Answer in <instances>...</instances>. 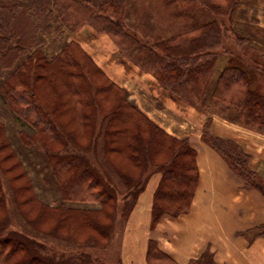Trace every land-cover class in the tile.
Here are the masks:
<instances>
[{
	"label": "trees",
	"instance_id": "obj_1",
	"mask_svg": "<svg viewBox=\"0 0 264 264\" xmlns=\"http://www.w3.org/2000/svg\"><path fill=\"white\" fill-rule=\"evenodd\" d=\"M174 2L185 10L201 4L212 21L151 44L137 38L124 24L123 0H104L100 4L90 0H0V94L9 102L11 113L36 131L32 138L38 136L35 142L44 147L63 200L100 201L105 207L98 212L39 205L33 220L37 230L45 231L43 224L47 221L55 224L48 231L74 236L77 230L69 228L64 232V227L69 224V215L75 213L84 220L81 226L88 229L86 242L92 241L91 232L100 239L108 238L116 214L117 191L99 167H91L93 163L84 157L86 154L75 153L76 146H81L79 137H88L95 153L102 137L113 170L123 180L125 191L118 194L126 205L133 201L130 214L151 176L162 175L153 197L151 229L163 217L188 214L199 183L197 152L188 139L167 133L134 101L123 99L122 89L75 42L66 43L53 56L49 54L40 34H49L55 27L57 35L74 33L83 25L108 34L120 52L155 77L175 101L196 109L204 103L218 58L222 54L230 56L210 92L212 101L236 114L235 118H224L264 133V90L259 89L260 85L264 88V58H260L264 53L254 49L255 55L261 54L259 61L248 57L251 42L231 25L241 0ZM258 31L264 40V28ZM228 35L235 37L240 51L225 43ZM8 71L11 73L5 77ZM211 123L212 118H207L202 141L221 155L243 181L244 188L256 189L264 196V178L251 169L250 156L234 141L213 135ZM2 129L0 154L8 149ZM117 155L122 157V163ZM13 160V154L6 152L3 162ZM19 169L16 163L6 173L18 170L13 182L22 207L35 198L27 175ZM2 197L0 187V205ZM104 213L106 223L96 217ZM256 231L255 238H264V224ZM28 238L25 234H20V239L15 234L0 237V264H93L91 254L85 252L78 258L61 254L59 259H47L37 251L38 244ZM146 259L148 264H177L152 239L148 241ZM97 264L102 263L97 260ZM190 264L215 261L208 252Z\"/></svg>",
	"mask_w": 264,
	"mask_h": 264
},
{
	"label": "rangeland",
	"instance_id": "obj_2",
	"mask_svg": "<svg viewBox=\"0 0 264 264\" xmlns=\"http://www.w3.org/2000/svg\"><path fill=\"white\" fill-rule=\"evenodd\" d=\"M90 1L95 4H100V2L104 0ZM210 21H212L211 15L204 10L201 4H196L185 10L180 8L174 0H123L124 24L131 33L137 35V38L151 44H155L166 38L169 39L179 35V33L189 32V29L202 26ZM231 25L234 31L251 42V49L246 54L253 60H257L258 56L261 54L255 55L254 51L256 50V53H264L263 36L262 33L258 31V29L264 28V0H241ZM228 36L229 37L225 39V43L233 44L234 49L240 51L241 48H239L238 44L234 41L235 37L233 35ZM40 37L45 41L46 47H48L47 50L51 56L57 54L66 43L71 41L75 42L77 46L90 55L106 76L117 87L122 89V98H129L128 100L134 101L137 107L146 115L147 113H145V111L153 112L154 108L158 111L161 110L165 112L163 103H167V99L170 98L175 103L189 106L186 103L175 101L173 96L162 87L155 77L150 73L143 72L131 60L125 57L120 52L118 45L108 34L99 33L90 25H83L76 32H66L64 35L63 33H58L57 35L55 27L51 33H41ZM227 44H225V46H227ZM262 55L263 56L260 58H264V54ZM228 57L230 56L222 54L218 58L219 60L216 63L215 73L213 74V81L207 89L204 103L201 104L200 108H194L195 110L203 111V109L206 108L208 111L210 110L209 112H213V114H217L221 117L226 115L227 117L235 118L236 114L232 113L233 111L229 112L224 107L214 105L210 95L219 72L225 65H228ZM10 73L11 71L6 72L5 77ZM1 82L2 80H0V85ZM259 89L262 91L264 90L261 85ZM194 122L197 123L198 121L195 119ZM206 122L202 128L203 131L206 128ZM0 127H3L2 134L5 135L3 140L8 144V149L5 151L7 154L12 153L15 157V160L8 163L3 162V157L6 152L0 154V187L3 196L1 198L3 203L0 205L1 238L15 234V238L20 239V234H25L29 237V240L38 244L36 249L39 254L51 260L59 259L61 254H66L67 256L70 254L74 258H78L80 257L79 254L85 252L91 254L93 264H97V260L102 264H139V260H141L139 255L141 251H136L135 248L138 247L141 249L143 247V240L142 234H139L138 220L131 219L132 213L130 214V206L133 201L131 200V203L129 202L126 205L121 195L118 194V192L122 194V192L125 191L123 188V180H121L119 175L113 170V165L109 161V156L104 151L102 137L98 142L99 146H97V153L94 152V148L91 146V140L86 136L83 137V139L79 137L81 146H76V149H74L75 153L79 151L81 155L86 154L84 157L89 159L91 164L93 163L91 167L96 170H98L97 167H99V170L107 175L108 183L117 191L116 214H113L114 221L110 228L108 238L100 239L99 235L91 232L92 238L90 239H92V241L86 242L85 234L88 233V229L81 226V223H83L81 221L83 220L81 216L75 213L69 215V224H66L64 227V232H66L65 230H69V228L71 231H73L72 229L77 230L74 236L57 234L53 230L48 231L49 229L51 230L55 224L53 222L47 223L45 220L43 224V229L45 231H39L35 224H33L36 215L35 208L39 205L48 208H58L62 205L71 210L84 209L101 212L105 210V207H103L100 201L95 202L93 200L75 199L66 202L63 200L60 183L50 166L46 151L43 149L44 147L41 143L38 144L35 142L38 136L37 138H32L36 134V131L30 125L19 120L11 113L9 102L4 99L1 94ZM188 141L190 143V140ZM123 144H125L124 140ZM78 148L81 149L78 150ZM116 157L121 163L123 162L121 156L117 155ZM119 161L118 163H120ZM16 163L19 165V171L27 175V179L34 192V196L32 197L35 198V200L22 207V202L20 203L21 200L14 190L15 182H13V177L15 173H18V170L9 174L6 173V169L14 166ZM121 163L120 166L122 167L123 164ZM124 166H126V163ZM257 173L264 178L262 174L259 172ZM106 186L108 185L106 184ZM75 192H79V189ZM107 210L110 211L109 208H107ZM96 217L106 223V213L97 214ZM164 218L165 217H163V219ZM163 219L160 220V222L163 221ZM158 224L151 230H155ZM256 232L255 229L249 234L254 236ZM157 244L159 246L158 242ZM138 248L137 250H139ZM161 250L164 252L163 249ZM208 252L210 253V251H206L203 255ZM212 256L215 261V255L212 254ZM200 258L194 259V261ZM146 262L148 264L147 259Z\"/></svg>",
	"mask_w": 264,
	"mask_h": 264
},
{
	"label": "crops",
	"instance_id": "obj_3",
	"mask_svg": "<svg viewBox=\"0 0 264 264\" xmlns=\"http://www.w3.org/2000/svg\"><path fill=\"white\" fill-rule=\"evenodd\" d=\"M167 100L165 112L154 108L145 113L169 134L190 140L197 151L198 189L188 214L177 219L166 216L151 230L153 197L162 175L151 176L131 216L138 220L142 234L143 247L135 248L141 251L139 264H147L151 239L177 264H190L206 251L215 255L216 264H264V238L249 234L264 224V196L256 189L244 188L221 155L201 139L202 128L211 117L212 133L237 143L250 156L251 169L264 176V134L206 108L197 111Z\"/></svg>",
	"mask_w": 264,
	"mask_h": 264
},
{
	"label": "bare ground",
	"instance_id": "obj_4",
	"mask_svg": "<svg viewBox=\"0 0 264 264\" xmlns=\"http://www.w3.org/2000/svg\"><path fill=\"white\" fill-rule=\"evenodd\" d=\"M106 43V42H105Z\"/></svg>",
	"mask_w": 264,
	"mask_h": 264
}]
</instances>
